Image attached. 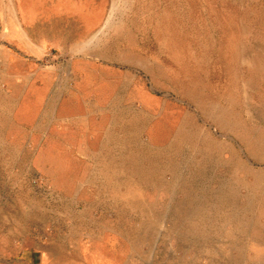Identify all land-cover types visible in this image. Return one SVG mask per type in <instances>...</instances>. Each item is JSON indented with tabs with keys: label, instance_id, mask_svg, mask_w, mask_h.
<instances>
[{
	"label": "rangeland",
	"instance_id": "1",
	"mask_svg": "<svg viewBox=\"0 0 264 264\" xmlns=\"http://www.w3.org/2000/svg\"><path fill=\"white\" fill-rule=\"evenodd\" d=\"M96 2L111 57L130 39L140 55L141 139L123 145L135 187L55 190L53 158L34 159L0 205L15 236L44 224L63 256L79 258L81 241L104 264H264V0Z\"/></svg>",
	"mask_w": 264,
	"mask_h": 264
},
{
	"label": "crops",
	"instance_id": "2",
	"mask_svg": "<svg viewBox=\"0 0 264 264\" xmlns=\"http://www.w3.org/2000/svg\"><path fill=\"white\" fill-rule=\"evenodd\" d=\"M104 7L96 0H0L1 206L10 201L6 191L25 189L39 158H53L55 190L135 187L127 185L124 169L135 165L134 157L123 145L136 134L141 139V63L131 48L135 40L128 49L125 40L119 43L122 55L115 58L110 27L107 37L96 38L107 19ZM126 54L134 60L122 59ZM47 143L52 153L43 149ZM101 204L97 196L75 201ZM10 213L0 211V264H104L81 241L79 258L63 256L44 224L36 239L29 228L15 236Z\"/></svg>",
	"mask_w": 264,
	"mask_h": 264
},
{
	"label": "bare ground",
	"instance_id": "3",
	"mask_svg": "<svg viewBox=\"0 0 264 264\" xmlns=\"http://www.w3.org/2000/svg\"><path fill=\"white\" fill-rule=\"evenodd\" d=\"M111 22H112V20L109 18L108 23L111 24ZM108 23H107V21H106L105 26H106Z\"/></svg>",
	"mask_w": 264,
	"mask_h": 264
}]
</instances>
